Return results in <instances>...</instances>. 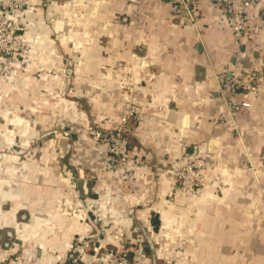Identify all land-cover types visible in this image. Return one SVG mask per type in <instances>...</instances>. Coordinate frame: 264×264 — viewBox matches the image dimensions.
<instances>
[{"label": "crops", "instance_id": "0c3cea01", "mask_svg": "<svg viewBox=\"0 0 264 264\" xmlns=\"http://www.w3.org/2000/svg\"><path fill=\"white\" fill-rule=\"evenodd\" d=\"M22 2L10 21L26 50L12 63L17 81L0 87V142L26 149L0 156V264H58L89 232L82 217L109 225L105 244L135 264H154L147 238L156 264H264V0L247 9L238 52L214 0L193 22L184 0ZM228 73L243 87L232 92ZM226 101L240 109L221 119ZM21 106L42 109L19 120ZM127 115L139 164L118 176L82 129H115ZM38 132L44 141L29 148ZM193 146L202 189L176 180ZM77 166L84 183L68 188L61 172Z\"/></svg>", "mask_w": 264, "mask_h": 264}, {"label": "built area", "instance_id": "2783aa9c", "mask_svg": "<svg viewBox=\"0 0 264 264\" xmlns=\"http://www.w3.org/2000/svg\"><path fill=\"white\" fill-rule=\"evenodd\" d=\"M186 6V12L190 21L197 20L199 16V7L204 0H184ZM261 0H214L219 7L222 15L229 21L231 31L233 34L234 44L236 46V52L240 47L244 45V42L250 36L251 26L247 18V9L255 3ZM6 7L0 3V55L11 56L14 52V48L18 45V41H9L6 39L7 30L2 23V15L6 11ZM8 35V34H7ZM231 79L232 92H235L239 87H243L244 82L235 76L234 73H228ZM227 111L221 115V119H227L231 117L234 110L240 109V106H233L232 103L226 101ZM130 115L123 117L120 120L119 125L115 129H105L103 131H94L91 135V140L106 147L107 153L113 159L112 172L115 175H124L126 169L133 163L139 164L137 158L133 157L129 148L128 141V120ZM200 147L193 146L192 152L185 157L184 165L177 170L176 180L178 185L182 187H190L195 189H202L204 185L202 166L197 161L199 156ZM248 167L250 162L247 160ZM259 165L264 167V156L259 160ZM251 167V166H250ZM80 171L76 168L69 169L61 172V180L68 188H76L78 183H84L80 177ZM82 172V171H81ZM253 174L258 172L252 170ZM86 236L75 237L69 247V252L66 257L67 264H83V257L89 249L91 240L86 239ZM100 248H93V252L99 251ZM117 257L116 264H133L129 257L127 250H116L113 254ZM93 264H97V261Z\"/></svg>", "mask_w": 264, "mask_h": 264}, {"label": "rangeland", "instance_id": "374dc122", "mask_svg": "<svg viewBox=\"0 0 264 264\" xmlns=\"http://www.w3.org/2000/svg\"><path fill=\"white\" fill-rule=\"evenodd\" d=\"M98 2L100 0H93V2ZM0 3L2 6L6 7V11L3 13L2 15V23L3 25L6 27L7 30V34H6V39L8 38L9 41H14L17 40L18 45L14 48V52L12 53V55L10 56H4L3 54L0 55V87H3L4 84H14L17 81V76H15L16 74L13 72L14 70L13 68V64L15 61L17 62H21L22 58H23V54L26 50V47L24 45V41H23V37L20 36L18 34V30L19 28H21L19 26V24H17V22L15 21H10V18L12 17V15L22 12L24 10H27L28 5H26L24 2H22V0H0ZM93 15L95 16V13L91 14V17H93ZM95 18V17H94ZM85 22H88L87 20ZM12 67V68H11ZM29 84L32 83V79H30ZM33 88V87H32ZM31 88V89H32ZM29 94L33 93V90L28 91ZM51 95V94H48ZM6 98L5 95H2V90L0 92V107H3L4 109H0V120L3 122V118H6V112H7V107H5L2 104L3 99L2 98ZM46 98H48L47 96H45ZM48 100H50L51 104L54 106H57L58 101L56 99V96L53 94L51 95ZM29 107L30 109H33L36 116H39V112L42 109V106H21L19 108H17L15 110V114H17V117L19 120H28V121H33L34 120V116L33 114H31V112L29 111ZM22 118V119H21ZM7 128V127H4ZM41 128L38 126V131ZM105 129H98V128H93V127H86L84 129H82L83 134H85L89 139H91V133L94 131H103ZM41 132H38V137L39 139L31 142V146H29V148H34L37 146H40V144L44 141L43 138H41ZM57 137L60 136H64L63 132H58ZM41 136V137H40ZM43 139V140H42ZM26 148L24 147L23 144H18L16 143L14 147H9L8 145H5L4 143L0 142V156L3 155L5 157H14V156H18V157H23L24 153L23 151ZM20 159V160H21ZM247 161V160H246ZM7 164H9L7 162V160L3 159L2 157H0V167L2 168L3 166H8ZM200 165L202 166V174H203V169H204V165L201 163L200 161ZM248 166V164H247ZM5 168V167H4ZM248 168V167H247ZM69 169H74V168H69ZM69 169H65V171L69 170ZM76 169L81 170L80 174H82L83 178L85 175V172L83 170V168L81 166H77ZM79 184V183H78ZM204 187V185L202 186V188ZM195 189V188H194ZM82 223L86 224L87 226L90 227V230L88 233L84 234L82 233L81 235L78 236H86L87 240L93 239L91 240V243L89 244V249L88 251L85 253L84 255V261L83 264H93L97 261V264H116V260L117 257H115L113 254L116 250H127L125 248H115V247H111L108 244H105L104 240L107 236V234H110V227L109 225H105V224H96V223H92L89 222L88 220H86L84 217H82L81 219ZM93 224V226H92ZM76 236V237H78ZM73 240L70 241L67 251L63 257V259L58 263V264H67L66 262V257L68 255L69 252V247L71 245ZM193 242V241H192ZM194 243V242H193ZM12 244V246H19L20 244H18L17 242H15L14 240L10 243ZM167 246L169 247V243H167ZM93 248H100L99 251L97 252H93ZM129 257L131 258L132 262L133 259L130 255V253L128 252ZM156 262H157V257H156ZM155 262V264H156ZM133 264H135L133 262Z\"/></svg>", "mask_w": 264, "mask_h": 264}, {"label": "water", "instance_id": "95a60500", "mask_svg": "<svg viewBox=\"0 0 264 264\" xmlns=\"http://www.w3.org/2000/svg\"><path fill=\"white\" fill-rule=\"evenodd\" d=\"M146 237H147V234H145ZM147 242L149 244V247L151 249V256H152V260H153V263L155 264L156 262V255H155V251H154V246H153V243L150 239L147 238Z\"/></svg>", "mask_w": 264, "mask_h": 264}, {"label": "trees", "instance_id": "16d2710c", "mask_svg": "<svg viewBox=\"0 0 264 264\" xmlns=\"http://www.w3.org/2000/svg\"><path fill=\"white\" fill-rule=\"evenodd\" d=\"M154 223H155V224H158V221H156V220H155V222H154Z\"/></svg>", "mask_w": 264, "mask_h": 264}]
</instances>
